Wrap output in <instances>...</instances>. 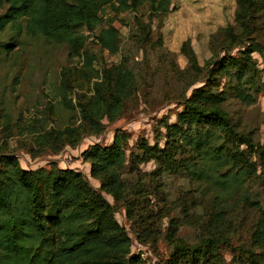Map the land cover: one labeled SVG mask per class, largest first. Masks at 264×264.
<instances>
[{
  "label": "rangeland",
  "instance_id": "obj_1",
  "mask_svg": "<svg viewBox=\"0 0 264 264\" xmlns=\"http://www.w3.org/2000/svg\"><path fill=\"white\" fill-rule=\"evenodd\" d=\"M129 3L128 8L105 6L97 30L82 27L86 40L78 53L66 44L27 34L11 52L0 49V154L16 156L25 169L49 168L54 162L79 170L99 188L100 180L91 176L90 161L82 152L95 143L111 144L121 130L126 136L124 179L129 194L124 202L104 194L115 203L116 218L132 239L131 253L140 254L142 264H172L178 239L196 244L218 235L220 264H251V253L264 262V248L253 241L259 206H264V12L246 28L236 18L237 0H172L168 10H155L153 0ZM108 25L119 30L120 50L115 54L102 48L95 36ZM11 34L8 26L0 32V42ZM251 41L259 43L261 51L252 53L256 89L251 87L254 101L248 104L235 95L236 82L218 69V60L227 54L240 56ZM86 55L94 58L92 68L85 65ZM104 68L129 78L133 91L125 94L118 118L104 117L103 128L92 131L77 110L59 107L60 94L67 85L73 102L80 96L84 101L92 98ZM204 84L213 91L225 90L224 111L254 143L251 160L257 173L230 193L220 190L215 176L194 177L182 167L170 169L157 157L146 159L144 153L145 144L165 146V124L176 121L185 98ZM68 123L81 126L76 144L58 152L40 147L38 134ZM176 156L193 159L181 150Z\"/></svg>",
  "mask_w": 264,
  "mask_h": 264
},
{
  "label": "trees",
  "instance_id": "obj_2",
  "mask_svg": "<svg viewBox=\"0 0 264 264\" xmlns=\"http://www.w3.org/2000/svg\"><path fill=\"white\" fill-rule=\"evenodd\" d=\"M171 2L153 0V8L168 10ZM237 2L236 18L243 27L249 28L253 18L264 12V0ZM107 5L118 9L132 4L129 0H0V8L6 6L0 13V32L8 26L13 32L8 41L0 42V49L11 52L27 34L66 44L72 53H78L86 40L81 28L97 30ZM95 36L109 53L120 50L115 26H103ZM255 51H261L260 44L251 41L240 56L227 54L218 60V69L236 82L235 95L248 104L254 101L251 87L256 89ZM93 61V56H85L87 67L92 68ZM103 71L92 98L84 101L80 96L73 102L67 85H62L60 94L59 107L67 112L77 110L92 131L103 128L104 117L118 118L125 94L133 91L129 78L116 77L108 68ZM226 99L224 89L213 91L206 84L193 90L176 121L165 124V146L145 144L146 159L157 157L170 169L182 167L194 177L215 176L222 192L246 186L257 173L251 160L254 143L231 122L222 105ZM80 129L75 123L55 125L38 134L37 140L40 147L58 152L80 140ZM125 141L126 136L118 130L111 144L95 143L82 152L90 161L91 176L100 180L99 188L79 170L54 162L49 168L25 169L16 156L0 154V264H142L140 254L131 253L132 239L116 218L115 203L104 194H111L116 202L127 201ZM180 150L193 159L178 158ZM259 207L253 241L264 248V206ZM220 241V235L196 244L178 239L173 244L172 264H220ZM250 258L251 264H264L253 253Z\"/></svg>",
  "mask_w": 264,
  "mask_h": 264
}]
</instances>
